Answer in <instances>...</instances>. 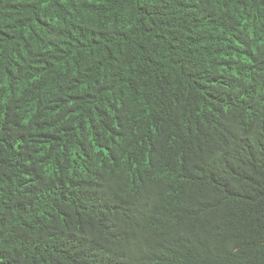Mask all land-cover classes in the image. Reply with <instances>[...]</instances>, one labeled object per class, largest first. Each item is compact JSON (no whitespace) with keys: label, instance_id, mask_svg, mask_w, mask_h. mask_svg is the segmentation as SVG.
Wrapping results in <instances>:
<instances>
[{"label":"trees","instance_id":"16d2710c","mask_svg":"<svg viewBox=\"0 0 264 264\" xmlns=\"http://www.w3.org/2000/svg\"><path fill=\"white\" fill-rule=\"evenodd\" d=\"M0 264H264V0H0Z\"/></svg>","mask_w":264,"mask_h":264}]
</instances>
